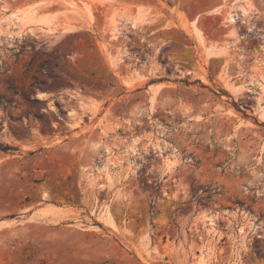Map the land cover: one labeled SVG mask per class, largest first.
Wrapping results in <instances>:
<instances>
[{"label": "rangeland", "instance_id": "374dc122", "mask_svg": "<svg viewBox=\"0 0 264 264\" xmlns=\"http://www.w3.org/2000/svg\"><path fill=\"white\" fill-rule=\"evenodd\" d=\"M0 144V264H264V0H0Z\"/></svg>", "mask_w": 264, "mask_h": 264}, {"label": "trees", "instance_id": "16d2710c", "mask_svg": "<svg viewBox=\"0 0 264 264\" xmlns=\"http://www.w3.org/2000/svg\"><path fill=\"white\" fill-rule=\"evenodd\" d=\"M39 100V99H37ZM13 148L10 147V146H4L3 144H0V150H3V151H8V150H12Z\"/></svg>", "mask_w": 264, "mask_h": 264}, {"label": "crops", "instance_id": "0c3cea01", "mask_svg": "<svg viewBox=\"0 0 264 264\" xmlns=\"http://www.w3.org/2000/svg\"><path fill=\"white\" fill-rule=\"evenodd\" d=\"M4 221V220H3ZM1 222H2V220H0V224H1ZM7 222H9V221H7ZM3 226H6V225H0V227H3Z\"/></svg>", "mask_w": 264, "mask_h": 264}, {"label": "bare ground", "instance_id": "6f19581e", "mask_svg": "<svg viewBox=\"0 0 264 264\" xmlns=\"http://www.w3.org/2000/svg\"><path fill=\"white\" fill-rule=\"evenodd\" d=\"M208 222H210V223L212 224V220H211V219H210V220H208ZM208 224H209V223H208ZM251 224H252V223H251ZM251 224H250V225H251Z\"/></svg>", "mask_w": 264, "mask_h": 264}]
</instances>
